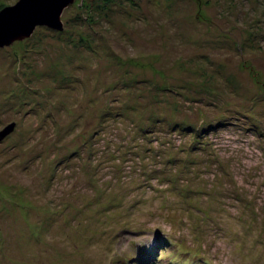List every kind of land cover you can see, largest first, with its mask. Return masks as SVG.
<instances>
[{
  "label": "rangeland",
  "instance_id": "rangeland-1",
  "mask_svg": "<svg viewBox=\"0 0 264 264\" xmlns=\"http://www.w3.org/2000/svg\"><path fill=\"white\" fill-rule=\"evenodd\" d=\"M87 1L0 47V264H264V0Z\"/></svg>",
  "mask_w": 264,
  "mask_h": 264
},
{
  "label": "water",
  "instance_id": "water-1",
  "mask_svg": "<svg viewBox=\"0 0 264 264\" xmlns=\"http://www.w3.org/2000/svg\"><path fill=\"white\" fill-rule=\"evenodd\" d=\"M74 0H19L0 11V47L13 40L30 37L36 27L62 30V11ZM0 131V140L13 129Z\"/></svg>",
  "mask_w": 264,
  "mask_h": 264
},
{
  "label": "trees",
  "instance_id": "trees-1",
  "mask_svg": "<svg viewBox=\"0 0 264 264\" xmlns=\"http://www.w3.org/2000/svg\"><path fill=\"white\" fill-rule=\"evenodd\" d=\"M96 1V0H95ZM102 1V3L103 4H106V5H108L109 3H107L108 1H110V0H101ZM112 1L113 0H111L110 1V4L112 3ZM88 1L87 0H85V2H84V5H86V3H87ZM98 2V1H97ZM136 4V6H137V3H135ZM138 7V6H137ZM204 84V83H203ZM156 117H154V118H152L151 120H150V124H151V127L155 124V122H156ZM223 120L224 121H222V122H225V123H227V119H224L223 118ZM152 121V122H151ZM174 129H175V127H174V125H171ZM182 128V127H181ZM187 128H188V126H187ZM171 129V128H170ZM183 129L185 130V126L183 127ZM188 130H189V128H188ZM186 131V130H185ZM169 132H171V130H169ZM202 135V133H199V134H197V133H195L194 132V135H193V137L195 138V141H199V139H200V136ZM137 249H143V247H137ZM146 262V261H145Z\"/></svg>",
  "mask_w": 264,
  "mask_h": 264
}]
</instances>
